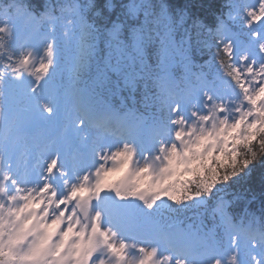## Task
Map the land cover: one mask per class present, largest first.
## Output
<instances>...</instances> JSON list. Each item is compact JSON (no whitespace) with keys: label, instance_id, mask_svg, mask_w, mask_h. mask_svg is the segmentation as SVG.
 <instances>
[{"label":"snow or ice","instance_id":"1","mask_svg":"<svg viewBox=\"0 0 264 264\" xmlns=\"http://www.w3.org/2000/svg\"><path fill=\"white\" fill-rule=\"evenodd\" d=\"M188 19L0 0V264H264V0Z\"/></svg>","mask_w":264,"mask_h":264},{"label":"trees","instance_id":"2","mask_svg":"<svg viewBox=\"0 0 264 264\" xmlns=\"http://www.w3.org/2000/svg\"><path fill=\"white\" fill-rule=\"evenodd\" d=\"M34 3L42 2V0H33ZM172 8L177 12L184 11L188 19V24H191L193 18H199L205 22L211 20L218 14L219 8L223 5L222 0H166ZM87 79V76L85 77ZM262 180H264V173L257 168L249 178L243 181L244 189L249 190L250 193H255V199L252 201L251 208L259 214L261 208L260 193L262 187ZM235 190H240L239 188ZM191 215V213H189Z\"/></svg>","mask_w":264,"mask_h":264},{"label":"bare ground","instance_id":"3","mask_svg":"<svg viewBox=\"0 0 264 264\" xmlns=\"http://www.w3.org/2000/svg\"><path fill=\"white\" fill-rule=\"evenodd\" d=\"M222 1H224V0H222Z\"/></svg>","mask_w":264,"mask_h":264}]
</instances>
